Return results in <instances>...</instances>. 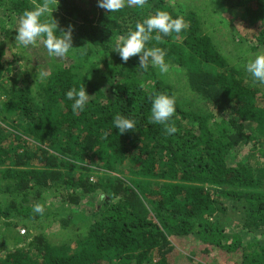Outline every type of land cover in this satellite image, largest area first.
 I'll use <instances>...</instances> for the list:
<instances>
[{"label": "trees", "instance_id": "1", "mask_svg": "<svg viewBox=\"0 0 264 264\" xmlns=\"http://www.w3.org/2000/svg\"><path fill=\"white\" fill-rule=\"evenodd\" d=\"M43 2L0 0V51L20 47L7 23ZM48 2L42 19L51 14L58 31L72 26L74 50L52 58L39 83L31 74L5 84L0 65V234L8 232L0 244L16 246L0 250V264H264V84L244 71L249 55L264 53V0H190L179 10L146 0L115 13L96 1ZM157 10L186 23L146 45L165 50L166 74L113 52ZM216 24L224 30L213 37ZM226 35L235 60L220 51ZM82 85L89 101L73 113L65 93ZM154 93L176 99L173 135L150 122ZM117 113L135 131L118 134ZM51 188L70 191L57 246L14 230L33 232L27 222L41 217L33 209ZM86 195L99 198L88 216L73 209Z\"/></svg>", "mask_w": 264, "mask_h": 264}, {"label": "clouds", "instance_id": "2", "mask_svg": "<svg viewBox=\"0 0 264 264\" xmlns=\"http://www.w3.org/2000/svg\"><path fill=\"white\" fill-rule=\"evenodd\" d=\"M145 4L146 0H98L97 2L99 8L111 13L119 12L128 5L143 8ZM48 9L49 2L44 0L42 4H38L31 10H24L18 16L15 40L24 48L41 41L50 57H66L71 50H74L72 47V26H69L66 31H58L57 24L51 14L50 19H42ZM185 27L183 16L173 18L168 12L157 10L154 14L144 18L142 22H138L135 25V30L120 35L113 52L117 53L123 62L138 56L141 70H147L149 65H152L158 67L160 73L166 74L169 72V63L165 60V50L160 47L149 48L146 45L153 38L154 32L156 33L155 40L159 42L162 36L180 33ZM244 71L250 75L253 83L264 84V53L255 54L253 59L247 61L244 64ZM65 96L67 100L72 101L73 113L84 111L90 97L86 93L84 85L79 89L70 88ZM149 101L151 104L150 122L163 126L167 135L175 134L177 128L172 123V117L175 114L176 99L166 93H154L149 97ZM113 125L118 134L122 135L129 131H135L136 121L117 113ZM33 211L42 214L44 208L37 204ZM21 231L24 230H20V234Z\"/></svg>", "mask_w": 264, "mask_h": 264}, {"label": "rangeland", "instance_id": "3", "mask_svg": "<svg viewBox=\"0 0 264 264\" xmlns=\"http://www.w3.org/2000/svg\"><path fill=\"white\" fill-rule=\"evenodd\" d=\"M96 1L95 5H97L98 0H80L81 3H79L81 6L83 4L85 5H92L93 2ZM190 0H170V3L174 5L175 8L178 10L181 7H184L185 3H189ZM198 2V1H197ZM197 4H201L200 2ZM216 20H220L224 22V27H229L230 24L226 23V21H229V18L226 14L219 13L215 16ZM208 24L212 22L211 20H207ZM17 19L13 24L7 23V26L9 28H16L17 26ZM215 23V22H214ZM211 25V24H210ZM220 30L222 29V26L219 24L214 25V30L212 31L213 37L220 36L221 33ZM226 33V32H223ZM223 39H219V43L221 44L220 51L224 57L227 59L230 58L231 60H235L234 57L236 54V49L234 48L235 43L230 42V36L226 35L224 37H221ZM216 39V38H215ZM216 39V40H217ZM17 45H20L17 43ZM219 45V44H218ZM4 50L0 51V65L2 66L4 72H3V81L5 84L13 85V79H16L18 84L23 83L31 74H34L37 76L38 80L37 82H43V79L49 74L51 69H53V66L51 65L52 58L59 59L60 61L62 58H56V57H50L47 54V50L44 48L43 43L41 41H37L36 44L29 46L28 48H24L20 45V47H16L14 45H11L10 43L5 44ZM253 57L252 55H249L248 59L251 60ZM234 63H238L237 61H233ZM30 77V76H29ZM31 79V77H30ZM29 79V80H30ZM28 80V81H29ZM1 101H4V96L0 95ZM246 149H249V146L246 147ZM94 180V178H92ZM70 191L63 190L61 188H51L48 190L41 191L39 195V199H41L44 203V212L41 215V217L31 220V224L27 222V224L31 226V232L29 228H24L25 234L26 231L28 232L29 236H35L37 234H41L44 237H50L52 242L57 246L60 244L61 239L64 236L65 230H60V220L62 216H59L58 214L60 211L59 205L63 207H67L68 202L64 200V196L69 195ZM81 203L78 206L73 207L77 213H82L85 216H88L91 209L94 207V205L98 202V197H94V195L85 196L82 197ZM32 202V201H31ZM99 203V202H98ZM97 203V204H98ZM29 204V203H28ZM96 204V205H97ZM47 212V213H46ZM34 211L33 214L34 215ZM84 216V217H85ZM24 222V221H23ZM87 224H84L82 226H79V231H83L85 229ZM18 227V228H17ZM14 230H22L21 226H17ZM28 229V230H27ZM4 230V229H3ZM3 233V232H2ZM0 234V242L2 239H5V235L8 232H5L4 235ZM13 243L10 241L8 244H0L2 245L0 247L1 249H13L16 246L12 245ZM17 247H23V245H19Z\"/></svg>", "mask_w": 264, "mask_h": 264}, {"label": "built area", "instance_id": "4", "mask_svg": "<svg viewBox=\"0 0 264 264\" xmlns=\"http://www.w3.org/2000/svg\"><path fill=\"white\" fill-rule=\"evenodd\" d=\"M21 234H24V231H21Z\"/></svg>", "mask_w": 264, "mask_h": 264}]
</instances>
